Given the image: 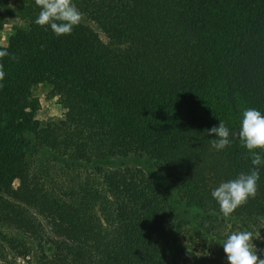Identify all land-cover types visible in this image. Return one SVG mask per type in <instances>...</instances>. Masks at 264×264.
<instances>
[{"label":"trees","instance_id":"trees-1","mask_svg":"<svg viewBox=\"0 0 264 264\" xmlns=\"http://www.w3.org/2000/svg\"><path fill=\"white\" fill-rule=\"evenodd\" d=\"M73 2L81 23L57 38L33 23L35 0H24L1 47L16 57L0 60L7 255L35 264H175L181 223L164 192L141 170L88 169L114 157H148L208 220L264 221V166L255 198L220 215L211 191L252 166L238 136L217 152L205 134L218 120L238 133L246 108L264 113V0ZM38 85L58 98L60 120H35ZM24 130L35 149L66 163L65 187L35 173L18 139Z\"/></svg>","mask_w":264,"mask_h":264},{"label":"rangeland","instance_id":"rangeland-1","mask_svg":"<svg viewBox=\"0 0 264 264\" xmlns=\"http://www.w3.org/2000/svg\"><path fill=\"white\" fill-rule=\"evenodd\" d=\"M7 11H0V48L8 43L9 36L15 25L20 23L18 9L24 0H7ZM33 99L36 101L35 120L40 123L58 121L62 118L64 110L59 104L58 98L51 92L48 85H38L32 90ZM18 138L22 143V149L32 164V168L41 179L56 189L65 187L70 180L71 170L65 162L47 151H38L29 134L24 130ZM105 169L127 167L141 170L161 189L168 202L178 216L181 223L178 248L175 254V264H225L221 241L235 231L247 230L253 233L252 243L257 251H264V221L254 224H232L224 220H208L192 203L186 200L182 191L174 185L165 174L157 171L153 163L144 155H131L126 158H107L90 165ZM12 185L17 187V181ZM4 230L0 228V264H35L33 260L11 259L3 249L2 235Z\"/></svg>","mask_w":264,"mask_h":264},{"label":"clouds","instance_id":"clouds-1","mask_svg":"<svg viewBox=\"0 0 264 264\" xmlns=\"http://www.w3.org/2000/svg\"><path fill=\"white\" fill-rule=\"evenodd\" d=\"M35 2L40 10L33 23L40 27L46 26L57 38L71 35L73 29L81 23L82 13L73 0ZM5 57L16 59L6 48H0V60ZM5 75L4 66L0 64V81L4 80ZM239 121L238 133L230 132L222 120L205 130L207 136L213 137L210 146L217 152L224 151L231 145L230 135L234 138L238 136L240 145L251 161L249 171H242L234 179L221 182L210 193L224 218H229L238 207L255 198L260 180L259 169L264 166V113L257 108H246L241 112ZM252 241L253 233L247 230L232 232L224 238L220 245L227 264H264V259L258 257Z\"/></svg>","mask_w":264,"mask_h":264}]
</instances>
